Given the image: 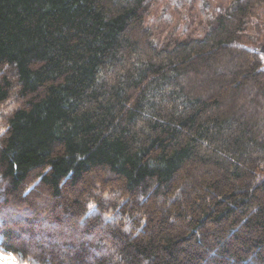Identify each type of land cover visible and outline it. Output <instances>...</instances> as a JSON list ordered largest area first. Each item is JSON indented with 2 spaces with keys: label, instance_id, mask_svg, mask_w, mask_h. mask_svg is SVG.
<instances>
[{
  "label": "trees",
  "instance_id": "obj_1",
  "mask_svg": "<svg viewBox=\"0 0 264 264\" xmlns=\"http://www.w3.org/2000/svg\"><path fill=\"white\" fill-rule=\"evenodd\" d=\"M264 0H0V264H264Z\"/></svg>",
  "mask_w": 264,
  "mask_h": 264
},
{
  "label": "water",
  "instance_id": "obj_2",
  "mask_svg": "<svg viewBox=\"0 0 264 264\" xmlns=\"http://www.w3.org/2000/svg\"><path fill=\"white\" fill-rule=\"evenodd\" d=\"M257 51L264 54V43L258 46Z\"/></svg>",
  "mask_w": 264,
  "mask_h": 264
},
{
  "label": "snow or ice",
  "instance_id": "obj_3",
  "mask_svg": "<svg viewBox=\"0 0 264 264\" xmlns=\"http://www.w3.org/2000/svg\"><path fill=\"white\" fill-rule=\"evenodd\" d=\"M13 264H15V261H13Z\"/></svg>",
  "mask_w": 264,
  "mask_h": 264
}]
</instances>
